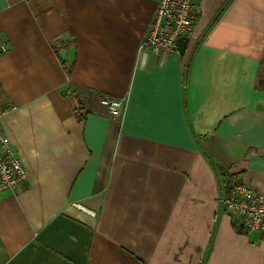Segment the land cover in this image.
I'll return each mask as SVG.
<instances>
[{"label": "crops", "instance_id": "obj_1", "mask_svg": "<svg viewBox=\"0 0 264 264\" xmlns=\"http://www.w3.org/2000/svg\"><path fill=\"white\" fill-rule=\"evenodd\" d=\"M158 2L0 0V264H264L218 201L264 194V0H203L181 56L139 50Z\"/></svg>", "mask_w": 264, "mask_h": 264}, {"label": "built area", "instance_id": "obj_2", "mask_svg": "<svg viewBox=\"0 0 264 264\" xmlns=\"http://www.w3.org/2000/svg\"><path fill=\"white\" fill-rule=\"evenodd\" d=\"M202 1L159 0L139 50L152 51L159 56H178V40L193 34L202 15ZM6 51V47L0 45V55ZM99 103L108 109L113 119L123 116L125 102L122 99L102 98ZM4 112L0 107V119ZM1 132L0 120V193L17 189L27 181L26 168ZM232 187L229 194L225 191L218 199L222 211L231 216L237 228L248 233H264V194L239 181Z\"/></svg>", "mask_w": 264, "mask_h": 264}, {"label": "water", "instance_id": "obj_3", "mask_svg": "<svg viewBox=\"0 0 264 264\" xmlns=\"http://www.w3.org/2000/svg\"><path fill=\"white\" fill-rule=\"evenodd\" d=\"M188 41H189V38L187 37H182L178 40V50H179V53H180V56L184 54L185 50H186V47H187V44H188ZM60 53V58L62 61H65L66 60V51L64 50H61ZM70 55H71V59H70V62H73L74 58H75V53H74V50L73 51H70Z\"/></svg>", "mask_w": 264, "mask_h": 264}, {"label": "trees", "instance_id": "obj_4", "mask_svg": "<svg viewBox=\"0 0 264 264\" xmlns=\"http://www.w3.org/2000/svg\"><path fill=\"white\" fill-rule=\"evenodd\" d=\"M261 86H264V85L261 84ZM95 100H99V98L96 97ZM82 117H84V116H82ZM234 184H235V177L230 176L229 181L226 182V186H225L226 187L225 189L227 190L228 194L232 191V188H233L232 186Z\"/></svg>", "mask_w": 264, "mask_h": 264}]
</instances>
